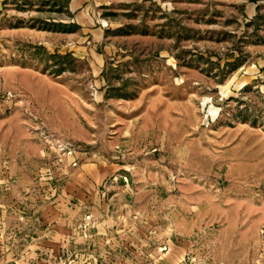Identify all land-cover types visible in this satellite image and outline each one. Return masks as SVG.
<instances>
[{
  "label": "rangeland",
  "instance_id": "1",
  "mask_svg": "<svg viewBox=\"0 0 264 264\" xmlns=\"http://www.w3.org/2000/svg\"><path fill=\"white\" fill-rule=\"evenodd\" d=\"M68 1L0 0V264H264V0Z\"/></svg>",
  "mask_w": 264,
  "mask_h": 264
},
{
  "label": "trees",
  "instance_id": "2",
  "mask_svg": "<svg viewBox=\"0 0 264 264\" xmlns=\"http://www.w3.org/2000/svg\"><path fill=\"white\" fill-rule=\"evenodd\" d=\"M55 56H58V57H60V60L62 59V60L67 62L68 61L67 59L69 58L70 55H69V53H65V54H61V55H56V54H50L49 55V57L51 59L55 58ZM67 68H68V66H66V64H61V66L58 67V69H56L55 71L61 72L63 70H66Z\"/></svg>",
  "mask_w": 264,
  "mask_h": 264
},
{
  "label": "crops",
  "instance_id": "3",
  "mask_svg": "<svg viewBox=\"0 0 264 264\" xmlns=\"http://www.w3.org/2000/svg\"><path fill=\"white\" fill-rule=\"evenodd\" d=\"M87 0H69L68 1V8H70L71 12H76L80 6L85 3Z\"/></svg>",
  "mask_w": 264,
  "mask_h": 264
}]
</instances>
